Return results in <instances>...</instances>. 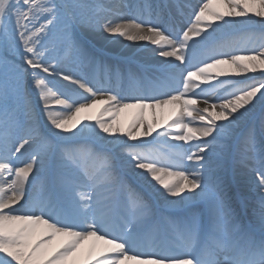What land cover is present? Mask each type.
<instances>
[{"label":"snow or ice","instance_id":"1","mask_svg":"<svg viewBox=\"0 0 264 264\" xmlns=\"http://www.w3.org/2000/svg\"><path fill=\"white\" fill-rule=\"evenodd\" d=\"M256 25L264 0H0V264H80L88 241L87 264H264Z\"/></svg>","mask_w":264,"mask_h":264},{"label":"bare ground","instance_id":"2","mask_svg":"<svg viewBox=\"0 0 264 264\" xmlns=\"http://www.w3.org/2000/svg\"><path fill=\"white\" fill-rule=\"evenodd\" d=\"M189 3H192L189 1ZM252 13H250L251 15ZM260 19V18H257ZM259 25L254 26L253 28L250 29H246L244 30V32H249L250 30L254 29V28H259ZM97 43V46H100L103 42L101 41H95ZM129 42L128 41H123V45L121 44H116V45H109L108 47L112 50V51H119L124 45H127ZM244 75H256L257 77L260 75V72L258 71L257 73H247V74H241L240 77H235L237 79H242ZM231 77V74H230ZM218 79H225V77H219ZM209 85L212 84H218V80H211L207 82ZM202 86H204L202 84ZM264 91V90H262ZM259 95V94H258ZM205 105L202 102H198L195 107H204ZM105 107V105L103 104H98L95 107H93L92 109H90L88 112L86 113H81L78 117L77 120L82 119L84 116H90L92 117L93 121L97 118H100V114L102 109ZM261 107L258 106L257 110L260 109ZM219 110V109H216ZM180 111L179 107L173 108L172 106H168L165 108H158L155 110V113L153 112V109L148 108L143 110V119L146 122H157V129L160 130L162 126L169 124L176 116V114ZM195 115V113H194ZM141 118V110L138 108H129V109H125L123 110L117 117V123L119 126L123 127L125 130H127L128 126L135 120H138ZM155 135V133H154ZM150 139V138H149ZM239 183L241 184L242 188H247V179L243 176L239 177ZM244 194L246 195V191H244ZM248 199H252L254 198L252 194L248 193ZM63 238H58L57 241L55 242V244H59L62 242ZM94 242L93 241H88L85 242L83 249H84V253L81 257V261L80 264H87V261L89 260V258L94 261L96 258L99 257L100 253L103 251L105 245H103L102 242H96L97 246L96 248L93 250L92 249V244ZM89 253H91L90 257H89ZM129 264H132V262H129Z\"/></svg>","mask_w":264,"mask_h":264}]
</instances>
